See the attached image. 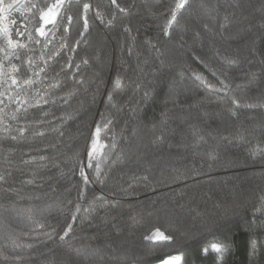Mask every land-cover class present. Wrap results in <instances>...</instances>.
I'll return each instance as SVG.
<instances>
[{
	"label": "trees",
	"instance_id": "1",
	"mask_svg": "<svg viewBox=\"0 0 264 264\" xmlns=\"http://www.w3.org/2000/svg\"><path fill=\"white\" fill-rule=\"evenodd\" d=\"M2 3L0 264H264V0Z\"/></svg>",
	"mask_w": 264,
	"mask_h": 264
},
{
	"label": "snow or ice",
	"instance_id": "2",
	"mask_svg": "<svg viewBox=\"0 0 264 264\" xmlns=\"http://www.w3.org/2000/svg\"><path fill=\"white\" fill-rule=\"evenodd\" d=\"M2 2H3V0H0V5H2ZM64 3H65V0H56V3L52 4L50 7H48L47 11H42L41 12L40 19L44 22V25L55 23V19H56V16L58 14V9H59V7L63 6ZM112 3L116 4V0H112ZM187 3H188V0H177L176 11L173 13L170 21L168 22V27L169 28H171L174 25V23L177 20V14L182 9L185 8ZM14 6L15 5H13V4H9L7 6V8H4V7L0 6V12L10 11ZM83 7H84L85 10H88L90 5L85 3L83 5ZM69 20H71V17H69ZM84 27H85V30L88 27V22H87L86 18L84 20ZM36 31L39 32V34L41 36H45L46 35V32L44 30V26L43 25H41V27L37 28ZM0 33H3L4 37L8 39V45L10 47H15V45L12 42V40L9 38V31H8V29L6 27L0 28ZM85 63H86V61H85ZM14 70L18 71V69H14ZM210 71H211V69H210ZM213 74H215V73L213 72ZM12 83L15 84L16 80L13 79ZM26 83H30V81H26ZM13 117H15V113H13ZM99 132H100V128L98 126L97 129H96V134L95 135L98 136ZM93 143H94V146L99 147L98 140H94ZM89 156L91 158V156H92L91 152L89 153ZM0 179H2V177H0ZM65 234H67V233H65ZM160 236H161L162 239H170V237L164 236L163 233H160ZM209 250L214 251L216 253H221L222 252V246L220 244H218V243H211L208 246V248H206L204 251H205V253H207ZM166 264H167V262H166Z\"/></svg>",
	"mask_w": 264,
	"mask_h": 264
},
{
	"label": "rangeland",
	"instance_id": "3",
	"mask_svg": "<svg viewBox=\"0 0 264 264\" xmlns=\"http://www.w3.org/2000/svg\"><path fill=\"white\" fill-rule=\"evenodd\" d=\"M58 12H59V9H58ZM160 236V234L158 232H154L151 237H154V238H158ZM180 257L178 254H175V256H171L169 257L167 260H165L162 264H180ZM193 264H196L195 261L193 260Z\"/></svg>",
	"mask_w": 264,
	"mask_h": 264
},
{
	"label": "built area",
	"instance_id": "4",
	"mask_svg": "<svg viewBox=\"0 0 264 264\" xmlns=\"http://www.w3.org/2000/svg\"><path fill=\"white\" fill-rule=\"evenodd\" d=\"M0 6H2L3 7V3H2V5H0ZM2 12H0V14H1Z\"/></svg>",
	"mask_w": 264,
	"mask_h": 264
},
{
	"label": "water",
	"instance_id": "5",
	"mask_svg": "<svg viewBox=\"0 0 264 264\" xmlns=\"http://www.w3.org/2000/svg\"><path fill=\"white\" fill-rule=\"evenodd\" d=\"M3 35V33H0V36H2Z\"/></svg>",
	"mask_w": 264,
	"mask_h": 264
}]
</instances>
